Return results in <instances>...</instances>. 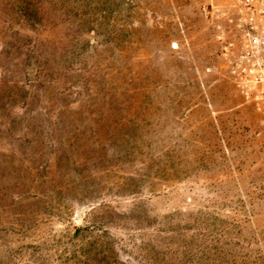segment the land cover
Segmentation results:
<instances>
[{"label":"rangeland","instance_id":"rangeland-1","mask_svg":"<svg viewBox=\"0 0 264 264\" xmlns=\"http://www.w3.org/2000/svg\"><path fill=\"white\" fill-rule=\"evenodd\" d=\"M208 0H0V264H264V130Z\"/></svg>","mask_w":264,"mask_h":264},{"label":"built area","instance_id":"built-area-1","mask_svg":"<svg viewBox=\"0 0 264 264\" xmlns=\"http://www.w3.org/2000/svg\"><path fill=\"white\" fill-rule=\"evenodd\" d=\"M203 14L222 22V54L264 130V0H208Z\"/></svg>","mask_w":264,"mask_h":264}]
</instances>
